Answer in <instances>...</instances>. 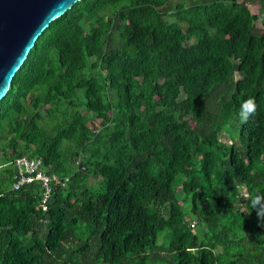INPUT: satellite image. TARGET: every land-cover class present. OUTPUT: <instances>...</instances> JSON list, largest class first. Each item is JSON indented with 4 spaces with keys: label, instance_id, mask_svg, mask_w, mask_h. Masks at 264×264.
<instances>
[{
    "label": "trees",
    "instance_id": "1",
    "mask_svg": "<svg viewBox=\"0 0 264 264\" xmlns=\"http://www.w3.org/2000/svg\"><path fill=\"white\" fill-rule=\"evenodd\" d=\"M257 194L264 0H80L0 100V264H264Z\"/></svg>",
    "mask_w": 264,
    "mask_h": 264
},
{
    "label": "water",
    "instance_id": "2",
    "mask_svg": "<svg viewBox=\"0 0 264 264\" xmlns=\"http://www.w3.org/2000/svg\"><path fill=\"white\" fill-rule=\"evenodd\" d=\"M80 0H0V100L41 33Z\"/></svg>",
    "mask_w": 264,
    "mask_h": 264
},
{
    "label": "built area",
    "instance_id": "3",
    "mask_svg": "<svg viewBox=\"0 0 264 264\" xmlns=\"http://www.w3.org/2000/svg\"><path fill=\"white\" fill-rule=\"evenodd\" d=\"M14 164L16 166L18 175L16 182L12 184V188L14 189H17L20 185L29 183L32 180H40L43 185H46L50 180V178L46 174L39 170L41 164L39 158H19L15 160ZM56 182H58L57 179ZM46 192L48 191L45 190V195L47 196Z\"/></svg>",
    "mask_w": 264,
    "mask_h": 264
},
{
    "label": "clouds",
    "instance_id": "4",
    "mask_svg": "<svg viewBox=\"0 0 264 264\" xmlns=\"http://www.w3.org/2000/svg\"><path fill=\"white\" fill-rule=\"evenodd\" d=\"M257 105L252 99H248L243 102L239 110V119L241 123H246L249 118L254 115ZM252 208L256 209L257 217L261 223H264V194H257L254 199H252Z\"/></svg>",
    "mask_w": 264,
    "mask_h": 264
},
{
    "label": "rangeland",
    "instance_id": "5",
    "mask_svg": "<svg viewBox=\"0 0 264 264\" xmlns=\"http://www.w3.org/2000/svg\"><path fill=\"white\" fill-rule=\"evenodd\" d=\"M229 133L236 134L235 128L233 126L229 125V124L224 125L222 127V130L220 131V137H221V139H224V140L227 139ZM118 154L119 155H123V152L119 149L118 150ZM179 194H181V192Z\"/></svg>",
    "mask_w": 264,
    "mask_h": 264
}]
</instances>
